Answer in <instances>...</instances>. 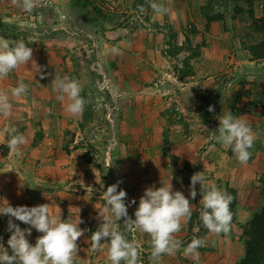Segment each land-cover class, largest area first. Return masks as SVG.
Listing matches in <instances>:
<instances>
[{
    "label": "crops",
    "instance_id": "1",
    "mask_svg": "<svg viewBox=\"0 0 264 264\" xmlns=\"http://www.w3.org/2000/svg\"><path fill=\"white\" fill-rule=\"evenodd\" d=\"M255 1L232 0V8L242 10L236 20H248L251 4L260 31L250 20L244 26L264 41ZM153 2L165 6L167 13H154L149 0H107L102 7L96 0H54L53 9L41 13L33 25L16 15L18 7L11 0H0V36L23 39L42 69L38 74L29 63L0 79V92L8 93L13 105L10 116L0 115V208L5 201L12 207L48 204L50 215L62 221L75 222L79 216L84 223L78 227L88 231L77 241L75 264H108L107 241L98 251L90 241L102 223L99 213L110 215L104 212L102 193L121 181L118 191L133 197L135 212L148 187L170 182L172 190L193 205V223L181 221L175 238L182 244L175 255L148 264H238L245 255L243 227L264 202V57H252L243 45L238 22L232 21V35L222 19L208 23L203 14L206 0ZM57 74L79 81L80 95L87 96L82 114L69 115L57 99L51 83ZM19 81L28 85V92L15 98L11 90ZM216 94L214 105L203 101L202 111H196L198 96L212 99ZM98 103L112 109L104 119L110 126L104 165L89 152L94 141L84 139V129L103 120L93 115ZM209 106L214 108L211 113ZM228 110L247 121L255 135L246 164L210 136L219 127L217 118ZM9 126L26 139L19 154L8 147L3 129ZM87 152L90 163L83 161ZM197 172H203L206 181L202 188L196 185L197 196L191 199L190 178ZM208 182L236 193L227 234L210 233L199 220ZM9 219L0 215V243L5 248ZM11 219L22 230L29 227ZM111 219L130 240L123 219ZM40 235L32 229L26 238L34 246ZM194 236L205 241L197 249L198 258L184 251ZM136 246L150 253V236L137 230Z\"/></svg>",
    "mask_w": 264,
    "mask_h": 264
},
{
    "label": "clouds",
    "instance_id": "2",
    "mask_svg": "<svg viewBox=\"0 0 264 264\" xmlns=\"http://www.w3.org/2000/svg\"><path fill=\"white\" fill-rule=\"evenodd\" d=\"M13 6L22 9L24 12H32L41 0H11ZM153 12L159 15L167 13L168 9L149 0ZM143 11V7L141 6ZM33 50L28 47L23 39H5L0 36V79L5 78L14 69L21 65L31 63L32 70L38 74L42 69L32 59ZM41 79L45 77L40 76ZM53 90L58 93L57 99L65 103V111L76 116L83 113L85 99L80 95L82 88L78 80L65 75H56L52 80ZM28 85L19 81L17 86L12 88L11 96L21 98L26 96ZM12 103L9 94L0 92V115L8 117L11 114ZM208 112H213V106L208 107ZM219 127L214 133H210L212 139L226 148H231L236 159L241 164H246L251 158V149L254 145L255 135L248 124L242 118H237L229 110L219 116ZM7 134L8 147L19 154L22 146L26 143L23 134H19L15 127L9 126L3 129ZM110 166V165H109ZM206 178L203 172L194 173L190 178L189 196L195 199L197 196L196 185L204 186ZM121 181H117L107 187L102 193L105 200L104 212L110 215L104 216L99 213L102 223L91 234V248L93 251L102 250V241H107V262L108 264H138L140 251L136 247L135 240L126 238L120 227L113 223L111 217L117 221L123 219V227L127 232L134 233L139 230L141 233L150 236V259L158 261L162 256H172L180 250L182 242L175 238V234L181 230V221L187 223L192 216V207L188 198L182 192L173 191L171 183H167L158 189L148 187L139 199V204L134 212V219L128 216L125 200L127 193L123 189L118 191ZM210 187L203 192L202 209L199 220L210 233L216 235L227 234L230 231L232 212L230 204L233 197L225 191L217 188L214 183L208 182ZM93 192L92 187H88ZM6 206L0 208V215L10 217L7 231L11 233L7 240V248L0 243V264H75L79 246L77 241L87 229H81L78 225L84 223L77 217L75 222L70 218L61 220L60 216L50 215L49 205L43 204L34 207ZM131 204L136 201L132 200ZM11 218L28 225V228L21 229L13 223ZM35 229L41 235L37 237L35 245H31L26 238ZM196 231H199L197 228ZM2 240V237H0ZM205 241L193 237L191 242L184 249L185 253L194 254L198 258L197 249L204 246ZM10 249V253H9Z\"/></svg>",
    "mask_w": 264,
    "mask_h": 264
},
{
    "label": "trees",
    "instance_id": "3",
    "mask_svg": "<svg viewBox=\"0 0 264 264\" xmlns=\"http://www.w3.org/2000/svg\"><path fill=\"white\" fill-rule=\"evenodd\" d=\"M212 0H208V4L203 7V14L206 17L208 23L212 21H219L222 19V15H210L208 5L211 4ZM222 6H227L228 2L226 0L221 1ZM249 9L247 10L248 19L251 22V26L257 27L256 30L260 31L259 23L253 18V12L251 10V4L247 3ZM233 11L235 13H241L242 10L238 8H234ZM207 28V27H206ZM172 38H175V35H172ZM246 49L252 54V57H264V42H260L257 45L248 46ZM218 95H214L212 99H206L203 97L204 102H209L210 104L215 103L217 100ZM200 99L201 97L198 96L196 102V111L201 112L202 109L200 107ZM83 161L86 163H90V158L88 152L83 154ZM260 189H261V196L264 200V176L260 178ZM228 194H230L233 199L230 204L231 212L234 211L235 208V191L232 189H228ZM233 221V218H232ZM231 221V222H232ZM242 238L244 240V248H245V255L243 259L238 264H261L264 260V205L261 209L253 214L251 220L247 223L246 226L243 227Z\"/></svg>",
    "mask_w": 264,
    "mask_h": 264
},
{
    "label": "rangeland",
    "instance_id": "4",
    "mask_svg": "<svg viewBox=\"0 0 264 264\" xmlns=\"http://www.w3.org/2000/svg\"><path fill=\"white\" fill-rule=\"evenodd\" d=\"M221 1L222 0H212L211 4L208 5L207 7L209 8V12H210L211 16L218 15V14L222 15V20L221 21L224 23V28L226 29V31H230V33L232 35V33H233L232 21H235V22H238V27H239L237 29L238 36H240L241 38H244V40H246L245 44H243V45H248L249 46V45H253L254 43H255L254 45H257L260 42H264L262 40H258L256 37H253L250 34V31H247V29L245 28L244 24L249 23L248 16H247L248 20H246V19L236 20L240 16L237 17V14H239V13H235L233 11L232 0H226L228 2L227 6H222V5H225V4H222ZM207 4H208V0H206L205 5H207ZM52 9H49V10H52ZM49 10L36 12L35 15H34L35 19H34V22H33L34 24L33 25H36L38 16L41 13H43L45 11H49ZM250 36L253 37V39L252 38L250 39ZM245 37H247V38H245ZM80 78H83V77H80ZM84 98H87V96H85ZM204 98L208 99V97H204ZM217 99H219V97ZM200 100H202L200 102H203V98L202 97H201ZM88 102L90 103V98H89ZM99 104L100 103H98V105ZM93 111H94L93 115H95V117L102 118L103 120H99L100 122L96 123V124H93L92 127L87 126L86 129H84V133H85L84 134L85 135L84 139H86L87 141H90V139L94 141L93 148L91 150L89 149L90 150L89 152L93 154V158L97 162V164H99V162L102 161V165H104L105 162H103V158H104L103 151H105V149H106L105 147L109 143V136H110V126L106 125L104 123V119H105L107 114H108V116H110L112 109L108 108V107H105L103 105L102 106L99 105L98 107H95ZM95 130H97V131H95ZM93 131H95V133H97V134H93ZM101 133H103V134H101ZM95 147H97V148H95ZM94 153H97V155H95V157H94ZM263 205H264V202H263ZM261 207L259 205V210L261 209ZM191 222L193 223V221H191ZM191 222H190V225H191ZM201 231L202 230L198 231V233L200 234ZM9 253H10V251H9ZM144 253L140 251L138 264L142 263L146 259H148L147 262L150 261V258H147L146 257L147 255H144ZM148 254H150V253H148ZM261 264H264V260L261 262Z\"/></svg>",
    "mask_w": 264,
    "mask_h": 264
},
{
    "label": "built area",
    "instance_id": "5",
    "mask_svg": "<svg viewBox=\"0 0 264 264\" xmlns=\"http://www.w3.org/2000/svg\"><path fill=\"white\" fill-rule=\"evenodd\" d=\"M4 3H2V4H4ZM96 3L98 6L102 7V6H105L107 4V0H96ZM53 5H54V0H41V3L32 12H24L22 9L18 8V12L16 15L19 17H22L24 19V21L27 22L28 24H31L34 22V19H35L34 15L36 12H41L44 10L52 9ZM254 8L256 11V15L258 16V19H260L264 22V0H256ZM132 200H134L133 197L127 196V199L125 201H126L128 216L130 218L134 219L135 217H134L133 207L135 204L130 203ZM128 234L130 237V241L135 240V242H136V232H134V233L128 232ZM144 255H147L146 257L149 258V256H148L149 254L147 252H145ZM147 260L148 259L144 260L140 264H148Z\"/></svg>",
    "mask_w": 264,
    "mask_h": 264
}]
</instances>
